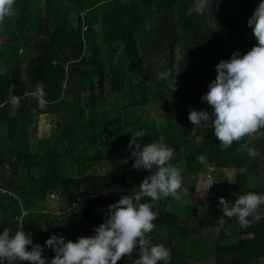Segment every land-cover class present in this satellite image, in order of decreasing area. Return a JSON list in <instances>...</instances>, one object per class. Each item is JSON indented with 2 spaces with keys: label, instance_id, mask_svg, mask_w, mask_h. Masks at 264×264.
Here are the masks:
<instances>
[{
  "label": "trees",
  "instance_id": "16d2710c",
  "mask_svg": "<svg viewBox=\"0 0 264 264\" xmlns=\"http://www.w3.org/2000/svg\"><path fill=\"white\" fill-rule=\"evenodd\" d=\"M261 2L213 0L203 15L189 16L194 0H17V14L0 26V234L24 230L42 247L53 235L66 242L95 236L109 206L134 196L152 174L133 168L129 148L132 134L145 130L142 145L193 148L200 138L206 165L196 154L172 163L192 178H221L211 174L212 185L203 184L204 203L190 190L182 200L157 202L148 247H167L171 264H264V206L248 227L227 217L218 225L220 198L232 204L248 192L264 195V136L250 145L259 152L253 159L239 143L222 150L210 123L195 129L188 119L196 106L211 111L202 98L216 66L257 45L248 20ZM167 71L177 75V91L161 79ZM38 82L44 109L31 95ZM10 88L22 97L19 106L9 102ZM151 104L160 116H151ZM46 115L54 129L35 138ZM228 168L232 180L223 174ZM49 194L60 199V214L45 211ZM43 254L49 264L55 257L47 247ZM138 258L137 250L118 264Z\"/></svg>",
  "mask_w": 264,
  "mask_h": 264
},
{
  "label": "clouds",
  "instance_id": "9594fccd",
  "mask_svg": "<svg viewBox=\"0 0 264 264\" xmlns=\"http://www.w3.org/2000/svg\"><path fill=\"white\" fill-rule=\"evenodd\" d=\"M16 3L17 0H0V26L6 18L11 19L17 14ZM212 3L213 0H194L186 14L203 15ZM248 27L253 31L257 45L243 56L235 52L230 60L216 66V79L209 84V90L202 98L211 111L190 110L188 119L195 129L210 123L222 150L230 148L234 142L239 143L240 151L246 150L254 159L259 152L250 145L264 136V0L248 20ZM176 78L177 75L172 77L171 71L161 77L171 92L178 90ZM12 92L10 88L9 102L19 106L22 97L14 96ZM31 95L41 109L46 108L48 101L43 82L36 84ZM145 135V130L135 131L129 148L135 146L131 154L135 161L133 168L152 174L143 180L134 196L124 195L109 206L105 222L94 229L95 236L80 237L76 242H66L62 235L48 239L44 247L55 252L50 264H118L137 250L139 258L134 264H171L172 254L167 247L162 244L148 247L147 236L155 229L153 222L158 215L153 208L162 199L171 197L179 201L189 192L182 171L172 163L176 150L164 143H138L137 138L142 141ZM197 160L204 165L208 162L205 155L198 156ZM144 197L152 202H141ZM219 205L223 213L218 217L220 227L226 224L225 217L236 218L241 227H248L262 218L264 195L248 192L239 195L232 204L220 198ZM44 247L33 244L31 233L18 230L12 234L9 229H4L0 234V264H49L43 254Z\"/></svg>",
  "mask_w": 264,
  "mask_h": 264
},
{
  "label": "rangeland",
  "instance_id": "374dc122",
  "mask_svg": "<svg viewBox=\"0 0 264 264\" xmlns=\"http://www.w3.org/2000/svg\"><path fill=\"white\" fill-rule=\"evenodd\" d=\"M246 35L249 37V35H250L249 32H247ZM2 39H3V37L0 36V41ZM158 66H159V63H158V60L156 59V60H154L153 73H154V69H155L156 70L155 74H157V75H159L161 73L160 71L157 70ZM149 105H148V107H149ZM157 106L159 107L158 104H157ZM154 108L155 107H153V105L151 104V106L149 108V111L151 112V116L152 117L160 116L161 111L158 110V109H154ZM193 110L201 111V110H204V109H202L199 106H196V107L193 108ZM187 128H188L189 131L190 130L193 131L194 126L193 125H191V126L189 125V126H187ZM53 129H54V123L51 122V117L46 115L38 122L35 138L45 136L48 133H50ZM200 143H201V140H200V138H198L197 144L193 148H191V147H188V148H185V147L174 148L176 150L174 157H178L179 159H183L184 157L189 156V155H195V154L196 155H201V150L199 148V144ZM263 161H264V159H263ZM173 164L175 165V163H173ZM180 166L178 168L182 171V174H184L185 173V168L182 167V165H180ZM223 171H224L223 174H224L225 177H227L230 180L233 179L234 173H235V169L228 168V169H225ZM209 172H211V171L209 170ZM206 174H204V175L202 174V175H200L198 177L195 176V178H192L191 186L193 187V183L195 182L196 178H198V182H197L198 184H197V187H196L195 191H192V189H189L190 192H193V198L196 201L202 202V203H204V202H206L208 200V198L206 197L207 189H205L203 187V184L205 186L204 179L206 177ZM211 174L214 176L215 180L221 181L220 180L221 178L220 177L218 178L217 173L211 172ZM98 192L99 191L97 189H92V193L93 194L96 195ZM187 201H189V200H187ZM216 232H217V229H212V230L208 231L207 233L211 234V235H214V234H216ZM204 233L207 234L206 232H204ZM197 262L203 264V263L210 262V259H200ZM191 264H193V262Z\"/></svg>",
  "mask_w": 264,
  "mask_h": 264
},
{
  "label": "built area",
  "instance_id": "2783aa9c",
  "mask_svg": "<svg viewBox=\"0 0 264 264\" xmlns=\"http://www.w3.org/2000/svg\"><path fill=\"white\" fill-rule=\"evenodd\" d=\"M212 179H213L212 175L210 173H207L204 179L205 185L211 186ZM0 191L4 192L5 190L0 187ZM47 200H48V204H47V209H45V211L51 212L54 214H60L61 213L60 199L55 194H49L47 195ZM33 244H34V241H33ZM29 250H31V247H29Z\"/></svg>",
  "mask_w": 264,
  "mask_h": 264
},
{
  "label": "water",
  "instance_id": "95a60500",
  "mask_svg": "<svg viewBox=\"0 0 264 264\" xmlns=\"http://www.w3.org/2000/svg\"><path fill=\"white\" fill-rule=\"evenodd\" d=\"M182 175H184L185 183H186V185H187L188 188H189L190 185L192 184V177H191L190 175L186 174V173H184V174H182ZM197 181H198V178H197V179L195 180V182L193 183V187H192V186L190 187L193 191H194V188H195V186H196ZM190 188H189V189H190ZM191 197H193V192H192V194H191Z\"/></svg>",
  "mask_w": 264,
  "mask_h": 264
},
{
  "label": "crops",
  "instance_id": "0c3cea01",
  "mask_svg": "<svg viewBox=\"0 0 264 264\" xmlns=\"http://www.w3.org/2000/svg\"><path fill=\"white\" fill-rule=\"evenodd\" d=\"M197 184L198 183H196V186H195V188H194V191L196 190V187H197ZM185 185H186V183H185ZM186 187H187V191H189V188L191 187V185H190V187L188 188V186L186 185ZM191 189V188H190ZM193 191V190H192ZM190 194H192V192H190ZM192 199H194L193 197H192Z\"/></svg>",
  "mask_w": 264,
  "mask_h": 264
}]
</instances>
